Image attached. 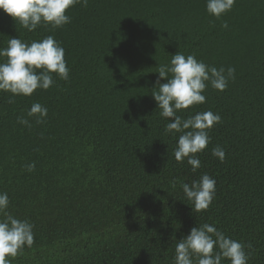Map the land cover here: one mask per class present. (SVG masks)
Segmentation results:
<instances>
[{
  "label": "trees",
  "instance_id": "1",
  "mask_svg": "<svg viewBox=\"0 0 264 264\" xmlns=\"http://www.w3.org/2000/svg\"><path fill=\"white\" fill-rule=\"evenodd\" d=\"M206 4L88 0L66 10L63 27L32 32L0 9V48L53 35L70 69L31 96L0 91V192L34 225V243L11 264H173L177 240L204 223L250 245L248 264H264V0H235L220 18ZM177 52L235 69L226 90L209 83L205 103L177 113L221 116L195 172L175 159L180 133H165L152 96L159 66ZM33 103L48 109L44 123L27 117ZM205 173L216 192L197 212L180 185Z\"/></svg>",
  "mask_w": 264,
  "mask_h": 264
},
{
  "label": "clouds",
  "instance_id": "2",
  "mask_svg": "<svg viewBox=\"0 0 264 264\" xmlns=\"http://www.w3.org/2000/svg\"><path fill=\"white\" fill-rule=\"evenodd\" d=\"M234 3L235 0H207L206 9L209 14L220 18L232 9ZM77 4L87 7L88 0H0V9L32 32L42 24L56 29L70 23L71 17L66 10ZM222 27L227 28V23ZM0 58H4L0 62V91L10 92L13 96H31L37 89H49L55 84L53 73L62 80L69 79L65 49L53 35L30 43L11 37L7 47L0 48ZM157 72L159 75L152 96L161 110L160 115L169 120L165 133H180L174 149L175 159L183 162L186 158L195 172L201 167L196 154L211 142L209 132L221 122V116L211 110L197 112L187 118L177 113L205 103L203 93L209 83L218 91L226 90L229 81L235 79V69H217L198 60L194 54L185 56L177 52L172 55L170 63L161 64ZM161 79L166 82L161 83ZM47 113L45 106L33 103L27 117H35V122L40 124L45 122ZM17 123L31 127L29 119L23 116L17 117ZM212 155L220 162L226 156L219 145L212 149ZM25 167L32 172L35 162ZM176 183L173 180L172 186L175 187ZM180 186L197 212L208 209L216 192V180L207 173L191 184L181 182ZM9 204L8 194L0 192V264H11L10 258H15L25 246L31 247L34 243V225L13 216L8 211ZM246 247L251 246L228 237L215 224L204 223L192 227L188 235L177 240L173 264H222L225 259L231 264H248L250 254Z\"/></svg>",
  "mask_w": 264,
  "mask_h": 264
}]
</instances>
